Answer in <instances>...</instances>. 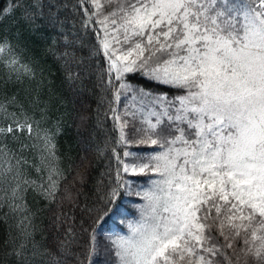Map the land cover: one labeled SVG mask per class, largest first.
I'll list each match as a JSON object with an SVG mask.
<instances>
[{"label":"snow or ice","instance_id":"1","mask_svg":"<svg viewBox=\"0 0 264 264\" xmlns=\"http://www.w3.org/2000/svg\"><path fill=\"white\" fill-rule=\"evenodd\" d=\"M0 264H264V0L0 6Z\"/></svg>","mask_w":264,"mask_h":264},{"label":"trees","instance_id":"2","mask_svg":"<svg viewBox=\"0 0 264 264\" xmlns=\"http://www.w3.org/2000/svg\"><path fill=\"white\" fill-rule=\"evenodd\" d=\"M8 2V0H0V6L5 5ZM102 3H105L106 0H101ZM49 64L53 67V69L56 71V79L58 82L62 81L64 79V72L62 69H60V67L56 64H54L51 60L49 61ZM139 83L141 84V86H143L146 82L143 79H140ZM149 86H151V82H147ZM106 123L110 124V121H106ZM69 133H73V129L69 128L68 129ZM33 136H35V132L33 133ZM66 142L68 143H74V134L73 135H66L60 138V148L61 151L66 147ZM77 151L78 149L74 146L73 147V168H69L68 164L69 161L68 160H63L62 161V166L65 170V175L68 177L69 180L72 179V177L75 175V167L74 164L78 163V156H77ZM91 168H92V173H93V179L96 176V173L98 171H102V165L105 163L104 159L102 156H98L95 153L92 154L91 156ZM70 186V185H69ZM129 207V211L130 212H135L134 208L131 207V205L128 206ZM234 223H240L239 221H234ZM227 231V228L225 229ZM244 233H241L240 237H237L235 240V246L237 247H242V238H243ZM257 235H259V233H257ZM220 242L223 243V239L220 238ZM227 251H231V250H227Z\"/></svg>","mask_w":264,"mask_h":264},{"label":"rangeland","instance_id":"3","mask_svg":"<svg viewBox=\"0 0 264 264\" xmlns=\"http://www.w3.org/2000/svg\"><path fill=\"white\" fill-rule=\"evenodd\" d=\"M102 3V2H101ZM132 208H134L133 206H131ZM134 211L135 212H130L129 211V219H138V213H137V211H136V209L134 208ZM119 230H122V231H124L125 233H126V226L125 225H120V228H119Z\"/></svg>","mask_w":264,"mask_h":264}]
</instances>
